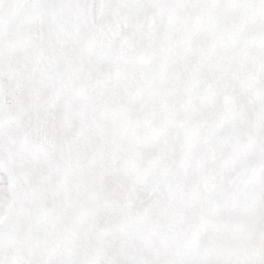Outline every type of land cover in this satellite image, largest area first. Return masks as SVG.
<instances>
[{"label":"snow or ice","instance_id":"6c2138e0","mask_svg":"<svg viewBox=\"0 0 264 264\" xmlns=\"http://www.w3.org/2000/svg\"><path fill=\"white\" fill-rule=\"evenodd\" d=\"M0 264H264V0H0Z\"/></svg>","mask_w":264,"mask_h":264}]
</instances>
